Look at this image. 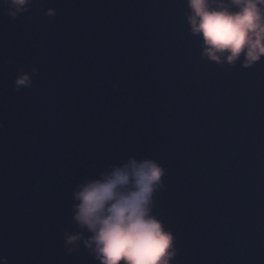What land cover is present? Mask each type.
<instances>
[{
    "label": "water",
    "instance_id": "obj_1",
    "mask_svg": "<svg viewBox=\"0 0 264 264\" xmlns=\"http://www.w3.org/2000/svg\"><path fill=\"white\" fill-rule=\"evenodd\" d=\"M29 8L12 19L0 0V259L98 264L65 245L73 193L135 157L165 170L154 214L174 235L170 264H264V57L202 58L186 0Z\"/></svg>",
    "mask_w": 264,
    "mask_h": 264
},
{
    "label": "clouds",
    "instance_id": "obj_2",
    "mask_svg": "<svg viewBox=\"0 0 264 264\" xmlns=\"http://www.w3.org/2000/svg\"><path fill=\"white\" fill-rule=\"evenodd\" d=\"M3 4L16 19L30 10L32 0ZM55 14V9L47 12L48 17ZM185 16L191 34L202 41V58L250 69L264 57V0H186ZM38 72H22L14 91L32 88ZM164 175L157 161L130 157L85 179L73 193L72 219L78 230L65 234V245L82 242L98 264H170L177 255L174 235L154 214ZM0 264L8 262L0 259Z\"/></svg>",
    "mask_w": 264,
    "mask_h": 264
}]
</instances>
